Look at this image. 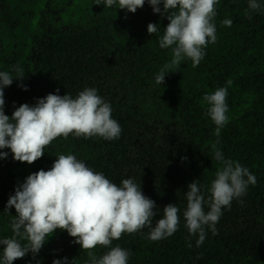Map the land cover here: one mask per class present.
Listing matches in <instances>:
<instances>
[{"label":"trees","instance_id":"trees-1","mask_svg":"<svg viewBox=\"0 0 264 264\" xmlns=\"http://www.w3.org/2000/svg\"><path fill=\"white\" fill-rule=\"evenodd\" d=\"M94 2L0 0V71L15 77L13 66H19L24 73L23 80L4 88V113L10 117L21 104L33 106L50 93L76 98L94 88L122 129L111 141L73 134L55 138L32 164L14 161L9 149H0L8 153L0 159V239L12 236L15 209L5 206L15 188L28 175L49 170L59 155L71 154L117 185L128 178L141 184L157 205L153 225L163 218L165 205L179 209L178 229L165 239H149L151 229L144 228L112 241V247L129 251L128 264H264V12L249 19L248 0H218L216 42L207 45L198 66L185 58L170 68L161 86L155 77L172 59L171 47L159 46L166 15L153 13L147 0L135 13ZM225 19L231 26L223 25ZM149 23L157 24L156 33L148 34ZM219 87L228 90L229 119L216 136L203 96ZM213 144L225 159L246 167L256 184L222 209L218 234L206 228L197 246L198 234H189L183 216L187 184L196 180L207 201L222 167ZM204 207L207 211V203ZM108 250L92 251L99 258ZM2 252L0 247V259ZM63 258L68 264H90L88 252L57 230L38 254L13 264Z\"/></svg>","mask_w":264,"mask_h":264},{"label":"clouds","instance_id":"clouds-1","mask_svg":"<svg viewBox=\"0 0 264 264\" xmlns=\"http://www.w3.org/2000/svg\"><path fill=\"white\" fill-rule=\"evenodd\" d=\"M147 3L153 13L166 15L168 20L159 46L171 47L172 59L155 77L156 83L162 86L166 73L172 72L170 68L179 67L185 58L190 59L194 67L198 66L207 45L216 42L213 21L218 0H147ZM94 4L117 5V9L135 13L144 6L145 0H95ZM255 12H264V4L260 0H248V18ZM222 23L231 26L232 21L225 19ZM147 32L156 33L157 24L149 23ZM12 71L15 77L10 72L0 71V149H9L14 161L32 164L42 158L44 149L55 138H67L69 134L84 138L99 136L109 141L120 137L122 129L111 117V105L94 88H85L76 98L50 93L37 99L33 106L21 104L9 117L4 113V88L14 79H24L19 66H13ZM231 83L227 82L229 86ZM227 95V87H219L203 96L207 115L216 126V136L229 119ZM212 148L214 158L222 167L211 183L207 201L196 180L187 184V207L183 216L189 234H198L197 246L205 240L206 228L213 235L218 234L215 225L222 209L242 197L250 184H256L255 176L246 167L225 159L216 144ZM7 156V152L0 151V159ZM10 208L15 209L10 224L12 236L0 239L3 249L0 264H13L28 253L35 256L57 230L66 231L74 238V243L88 252L90 264H128L129 251L120 246L112 247L113 240L124 233L149 228V239L158 241L173 235L180 221L179 209L170 203L163 207V218L153 225L157 205L142 193L141 184L128 178L117 185L71 154L56 157L47 171L41 169L28 175L9 196L5 210ZM97 246L110 250L97 258L92 251ZM52 264H68V261L67 258L54 259Z\"/></svg>","mask_w":264,"mask_h":264}]
</instances>
